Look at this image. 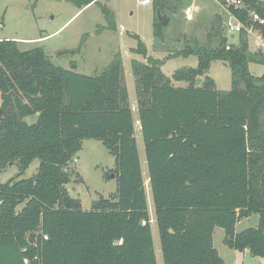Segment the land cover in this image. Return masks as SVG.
Returning a JSON list of instances; mask_svg holds the SVG:
<instances>
[{
	"label": "trees",
	"instance_id": "obj_1",
	"mask_svg": "<svg viewBox=\"0 0 264 264\" xmlns=\"http://www.w3.org/2000/svg\"><path fill=\"white\" fill-rule=\"evenodd\" d=\"M68 1L80 10L94 2ZM165 1L157 0L159 11ZM242 1L244 8H230L240 23H251L250 12L264 17V0ZM153 35L163 37L157 19ZM212 36L219 47L174 53L196 56L197 65L171 78L137 35L131 49L144 60L130 64L163 264H224L213 247L216 227L227 247L264 259V73L249 71L251 63L264 65V54L249 50L244 32L238 46ZM213 61L227 63L229 91L207 76ZM197 78L203 82L195 87ZM0 93V170L16 163L20 175L39 160L32 178L0 184V264H156L121 55L85 76L55 66L41 47L20 50L17 41L0 40ZM31 115L37 119L28 125L23 119ZM87 139L114 157L116 192L84 211L66 192L65 169ZM252 214L257 227L235 233Z\"/></svg>",
	"mask_w": 264,
	"mask_h": 264
},
{
	"label": "rangeland",
	"instance_id": "obj_2",
	"mask_svg": "<svg viewBox=\"0 0 264 264\" xmlns=\"http://www.w3.org/2000/svg\"><path fill=\"white\" fill-rule=\"evenodd\" d=\"M142 1L94 0L80 10L68 0H0V40H15L20 50L41 47L55 66L67 70L75 67L73 71L85 76L101 74L117 54L121 55L127 77V82L124 79L129 103L134 109H132L136 127L134 138L136 137L145 186L156 264H163L154 206L147 181L144 144L140 130L137 129L136 95L130 63L132 59L144 61L140 55L131 51L137 47L135 35L144 43L148 56L164 60L162 72L169 78L176 70L195 68L197 65L196 56L174 58L176 51L193 47L194 44L217 48L220 46L219 37L212 36L211 40H208V36L213 33L225 36L228 46H238L239 40L238 33L232 38L224 29L227 13L217 0L165 1L160 12L164 13L169 21L166 25L160 24L162 38L153 35V23L157 19L158 11L157 0H149V4H143ZM101 7H105L109 15H103ZM216 15L220 18L219 25ZM108 16L115 26L113 30L106 28L109 24ZM213 21L215 29L211 31ZM247 43L249 50L255 52L252 41L247 39ZM249 71L255 76H261L263 73L262 67L254 63L249 64ZM207 76L215 82L218 91L230 90L231 73L227 63L211 62ZM202 82L203 79L199 86ZM172 84L176 88L188 86L186 82L172 81ZM36 119V115H31L25 117L23 121L32 125ZM38 166L39 160L35 159L19 175L16 163L8 165L0 170V184H5L11 179L18 181L32 178ZM114 166V157L100 141L83 140L81 150L65 169L69 176V182L65 185L67 194L73 199H79L84 211L90 210L92 202L99 198L109 199L116 192V181L111 178L110 172ZM23 206L24 204L19 205L17 211ZM258 221V215L252 214L238 221L234 231L239 233L248 228H256ZM212 238L213 247L224 264H244L241 252L224 244L222 228L216 227ZM261 264H264V259H261Z\"/></svg>",
	"mask_w": 264,
	"mask_h": 264
},
{
	"label": "built area",
	"instance_id": "obj_3",
	"mask_svg": "<svg viewBox=\"0 0 264 264\" xmlns=\"http://www.w3.org/2000/svg\"><path fill=\"white\" fill-rule=\"evenodd\" d=\"M227 13V19L224 24V29L228 34L234 35L235 33L244 32L246 38L252 41L254 51L264 50V39L259 32L260 28H264V17H261L256 12L249 13L250 24L240 23L230 12V8L242 9L245 4L242 0H217ZM143 4H149V0H143ZM257 26V27H256Z\"/></svg>",
	"mask_w": 264,
	"mask_h": 264
},
{
	"label": "water",
	"instance_id": "obj_4",
	"mask_svg": "<svg viewBox=\"0 0 264 264\" xmlns=\"http://www.w3.org/2000/svg\"><path fill=\"white\" fill-rule=\"evenodd\" d=\"M157 21L162 24V25H166L169 21V19L166 17V15L164 13H161L159 10L157 11ZM263 54H264V50H263ZM75 70V67L71 68V71ZM202 79L201 78H197L195 81V87H198L199 84L201 83ZM38 114V113H37ZM0 117H1V112H0ZM111 178H113V176H111ZM257 260L255 257H252L250 252L248 250L244 251V264H257Z\"/></svg>",
	"mask_w": 264,
	"mask_h": 264
},
{
	"label": "crops",
	"instance_id": "obj_5",
	"mask_svg": "<svg viewBox=\"0 0 264 264\" xmlns=\"http://www.w3.org/2000/svg\"><path fill=\"white\" fill-rule=\"evenodd\" d=\"M196 9H197V7H195ZM216 17H219V16H217L216 15ZM232 38H233V35H232ZM132 60H136V59H132ZM144 61V60H143ZM259 66H261L262 67V69H263V73H264V65H260V64H258ZM161 69H163V66H162V68ZM123 71H124V66H123ZM163 71V70H162ZM251 73V72H250ZM262 73V74H263ZM261 74V75H262ZM255 76V75H254ZM124 78L126 79V82H127V77H126V75H125V72H124ZM131 109H133V107H131ZM134 110V109H133ZM135 110H136V104H135ZM136 112H137V110H136ZM137 123H138V128L137 129H139L140 130V127H139V122L137 121ZM136 128V127H135ZM135 142H136V137H135ZM136 146H137V143H136ZM147 181H148V179H147ZM241 255H242V259H244V252L243 253H241ZM256 260H257V264H261V259L260 258H256Z\"/></svg>",
	"mask_w": 264,
	"mask_h": 264
}]
</instances>
